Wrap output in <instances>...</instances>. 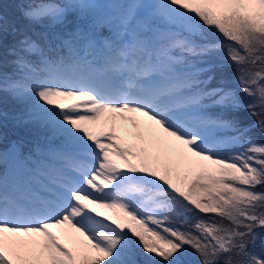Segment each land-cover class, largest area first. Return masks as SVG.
Instances as JSON below:
<instances>
[{
    "label": "snow or ice",
    "instance_id": "snow-or-ice-1",
    "mask_svg": "<svg viewBox=\"0 0 264 264\" xmlns=\"http://www.w3.org/2000/svg\"><path fill=\"white\" fill-rule=\"evenodd\" d=\"M18 7L0 94L45 135L0 148V264H264V0Z\"/></svg>",
    "mask_w": 264,
    "mask_h": 264
},
{
    "label": "trees",
    "instance_id": "trees-1",
    "mask_svg": "<svg viewBox=\"0 0 264 264\" xmlns=\"http://www.w3.org/2000/svg\"><path fill=\"white\" fill-rule=\"evenodd\" d=\"M1 3L3 4L4 8L9 10L8 11V15H9L10 18L19 19L18 18L19 17L18 16L19 15V11H13L12 9H10V8L14 7V0H1ZM3 11H5V10H3ZM35 27H36V30H39V31L41 30L39 25H37ZM213 38L214 39H218V37H213ZM220 40H223V39H220ZM11 42H12V37H11V35H9L7 37V43L10 44ZM9 59H11V57H9ZM229 63H230V61L228 62V64ZM230 66H231V63H230ZM234 66L235 65L232 64V68ZM246 67H248V66H246ZM249 67H251V69L259 70L261 67H264V65H261L260 62H257V65H255V66L249 65ZM7 70L11 71V68H9ZM236 90H238L240 92V95L242 97L249 98V100L251 102L254 101V99L252 97L245 95L240 90L239 82H238V86H237ZM253 90H254V88H253ZM3 98H4L3 94H0V111H4V112L7 111V113L9 114L10 117H12L14 114L19 112L16 109L13 111V109H11L12 106H10L8 103L4 102ZM240 120L242 121L241 122V126L242 127H245L248 123L253 121V120H251V121L247 122V121H244L242 118ZM43 135H45V134L40 132L39 130H37L32 125L10 123L8 126H4V125L0 124V148H6L12 142H18V143H21L23 145V151H26V150L28 151L30 149V146L33 143L41 142L40 139L42 138ZM262 140H264V139H262ZM258 189L264 191V186H258ZM201 215H203V214H201ZM213 218L216 219L218 222H221V223H224V224L228 223L227 221H225L223 218H221L219 216H214ZM256 231L258 233H261L262 236H264V229L257 228ZM138 259L143 261L145 258H144L143 255H140L138 257Z\"/></svg>",
    "mask_w": 264,
    "mask_h": 264
},
{
    "label": "rangeland",
    "instance_id": "rangeland-1",
    "mask_svg": "<svg viewBox=\"0 0 264 264\" xmlns=\"http://www.w3.org/2000/svg\"><path fill=\"white\" fill-rule=\"evenodd\" d=\"M36 1L37 0H35V2ZM29 2H33V0H14V7L10 8V9H12L13 11H19V15H18L19 17L18 18L20 19L21 13H20V9H19L18 6L20 4H22V3L23 4H27ZM3 10H5V12H7V13L9 11L6 8H4V6H3V4L1 3V0H0V11H3ZM213 37H218V39H223V37L220 36L218 33H213ZM230 63L228 64V67H227V75H228V79H229V82H230L231 87H233V88L236 89L237 86H238V80H237L236 75H235L236 74V66H234L232 68V63H231V66H230ZM246 66L249 67V65H246ZM249 68H251V67H249ZM252 70L255 71V69H252ZM253 88H254V91H256V86H254ZM252 98L254 99V101H258V94H257L256 97H252ZM241 100L244 103H252L249 100V98L247 99V98L241 97ZM3 101L6 102V103H8L10 106H12L11 109H13V111L15 109L17 111H19V112L22 110V105L16 104L13 100H11V98L4 97L3 98ZM256 111H257V113H259V115H255L254 116V115H252L249 112V110L247 108H242L240 110V113L238 115H239V118L240 119L242 118L244 121H247V122L253 120V121H256L255 122V124H256L258 120H264V108L260 107L259 104H258V106L256 107ZM249 134L256 136L258 139H261V140L264 139V132H261V130L258 127L255 130L250 131ZM258 190L261 191V192H264L263 190H260V189H258ZM225 221H227V220H225Z\"/></svg>",
    "mask_w": 264,
    "mask_h": 264
}]
</instances>
